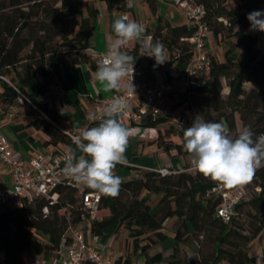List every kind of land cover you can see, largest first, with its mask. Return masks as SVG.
<instances>
[{"label":"trees","instance_id":"obj_1","mask_svg":"<svg viewBox=\"0 0 264 264\" xmlns=\"http://www.w3.org/2000/svg\"><path fill=\"white\" fill-rule=\"evenodd\" d=\"M109 7L127 9V0H105ZM151 11L158 12L157 0H146ZM206 10L205 23L211 28L217 41L228 32L235 42L225 53V61L211 55L212 68L206 77L192 76L184 96L185 102L206 121L226 123L231 134L238 131L236 115L244 126H251L258 135L264 133V115L259 114L264 101L259 92L244 89L248 75L264 73V55L257 47V38L248 32L247 15L255 11L264 0H241L240 6L230 7V0H195ZM100 10L88 0H2L0 1V102L14 104L23 101L25 112L38 117L34 126L48 137V145L72 144L69 134L63 130L60 116L43 98L48 93L53 74L74 70L83 63L97 64L88 55L96 32ZM225 19V21L221 20ZM196 26L184 23L172 25L162 16L152 35L153 41H162L170 53L169 67L178 63L182 69L194 58V49L187 40ZM241 49V50H239ZM135 53L139 52L136 44ZM153 66L155 61L149 58ZM229 93L223 97V80ZM200 99L199 110L193 98ZM168 121L163 118L146 119L142 127L156 128L157 143L166 151L175 149L178 154L189 156L182 147L183 135L174 129H161ZM174 139H178L175 141ZM264 170L259 171L256 196L243 201L237 208L238 217L230 224L216 216L220 199L208 196L214 182L196 172L183 171L162 177L156 171H148L128 181H122L118 197L104 200L99 211L107 210L99 218H91L83 209L77 190L71 186L57 189L56 203L42 198L25 201L20 208L0 210V247L8 254V264H39L37 257L50 253L61 256L64 246L70 244V228L84 220L91 222L90 234L103 236L115 223L128 232L133 253L146 256L145 264H154L148 250L165 239V223L177 218L175 244L167 264H249L256 263L257 256L242 250L264 233V217L256 218L251 226L239 224L242 208L250 205L257 213L264 211ZM146 191L147 194L143 195ZM152 194L161 195L159 209L152 211ZM110 199V198H109ZM46 209L48 211H46ZM256 217V215L254 216ZM210 237L213 249L206 248L204 239ZM198 245L196 259L181 255V246L189 238ZM37 249L34 250V245ZM117 264H132L130 255L117 259Z\"/></svg>","mask_w":264,"mask_h":264},{"label":"crops","instance_id":"obj_2","mask_svg":"<svg viewBox=\"0 0 264 264\" xmlns=\"http://www.w3.org/2000/svg\"><path fill=\"white\" fill-rule=\"evenodd\" d=\"M157 2L158 12L154 14L146 0H127V9L125 11L120 10L118 6L109 7L105 0H88L89 4H94L100 10L96 32L92 38L90 49L103 53L111 47L116 39L112 25L117 18L124 14H128L130 19L145 27L146 37H152L158 26L160 16L174 26L184 23L191 24L185 11L178 5L176 0H157ZM211 40L212 38H210L209 43ZM135 47L136 43L130 42L122 50L136 56V63L141 65L144 71L143 81L148 84L165 81L168 78L166 63L170 60V53L166 51L167 62L154 68L149 62V57L140 56L139 52L135 53ZM173 65H175L178 72L184 70L178 63ZM95 70L92 63L86 62L74 70H65L60 74L51 76V84L43 101L48 102L49 106L57 111L60 116L59 125L63 130L79 132L86 127L98 126L99 122L91 123L89 121V116L94 112L96 102L104 101L117 93L115 90H105L104 86L96 79ZM186 85V80L181 78L180 86L186 88ZM122 90L123 88L120 91ZM171 104L180 113L188 110V104L185 102L181 92L172 96ZM0 115L4 118L3 131L10 140L11 149L16 154L32 156L37 152H56L62 151L66 147H71L77 157L81 155L76 145L63 143L48 145L49 137L34 126L38 117L26 114L21 99H18L12 105L0 102ZM122 125L129 132V142L124 154L125 163L128 165L118 164L114 169V173L117 176H119L116 170L117 167L137 170L136 174L130 178L132 179L144 172L163 168L178 170L181 169L182 163L184 165L188 163V156L178 154L175 149L168 152L157 143L158 129L142 127L132 123ZM174 140L177 141L176 139ZM0 185H13L12 169L3 163H0ZM152 196L157 197L155 194H152ZM114 225L109 227L103 236H100L101 242L105 245L106 253L115 259L128 254L131 256L132 264H145V255L140 251L133 253L128 232L126 230L122 232L124 226L119 225V223L118 226L116 223ZM176 229L177 218L168 219L164 229L165 239L157 242L148 250V257L152 263L167 264L168 259L173 254ZM87 232H85L87 239L91 241L90 228ZM196 246L198 247L197 244ZM181 248H185V246L183 245ZM42 258L51 259L53 257L50 253H42L37 257V260ZM84 264L90 263L85 262Z\"/></svg>","mask_w":264,"mask_h":264},{"label":"built area","instance_id":"obj_3","mask_svg":"<svg viewBox=\"0 0 264 264\" xmlns=\"http://www.w3.org/2000/svg\"><path fill=\"white\" fill-rule=\"evenodd\" d=\"M176 1L185 11L191 25L196 26L195 33L187 39L194 49L192 61L181 72L177 71L175 65L169 66L167 68L168 78L163 82L155 84H148L143 81V68L135 62L132 81L135 93L129 90L128 87H124L122 91L115 93L110 98L96 102L94 112L89 116L91 123L99 122V117L104 107L113 98H122L130 107L116 117L121 124H140L146 119L155 120L163 118L182 135L183 127L187 128L191 126L195 118L194 112L189 106L186 112H178L171 104V98L175 93L186 92L189 79L192 76L206 77L210 74L212 59L208 44L210 38H213V32L204 21L206 10L203 6L199 5L195 0ZM221 20L226 22L225 19ZM109 49L103 53L89 49L87 53L93 60L99 63L106 58ZM181 78L186 80V88L180 86ZM122 83L129 86L131 76L129 75ZM3 127L4 118L0 115V163L12 169L13 178L12 186L0 185V210L20 208L24 205L25 201H32L34 198L44 197L50 200L51 203H56L59 199L57 189L61 186H71L77 190V196L83 209L90 214L92 219L96 217L104 200H109L110 196H105L95 190L89 189L86 185L76 182L68 175L65 160L70 152H73L71 147H66L62 151L37 152L32 156H22L14 153L11 149L10 140L3 131ZM81 131H66L72 140V145H76L74 138ZM122 164L128 165L125 162ZM155 171L162 177L175 175L183 171L196 172L190 157L188 163L181 169L163 168ZM138 177L140 178L141 175ZM257 190L260 191L261 189L258 188ZM208 196L220 199V204L216 209V216L227 224L232 223L238 217V206L243 201L249 199L248 190L245 186L226 189L216 183H213L208 190ZM46 211L48 210L46 209ZM70 237L71 242L63 247L60 257L51 259L42 258L38 260V263L84 264L85 262H89L90 264H117V259L106 253L105 245L101 242L100 237L92 236V240L89 241L87 234L75 227L70 228ZM256 260L261 264L264 261V256L258 254ZM0 264H8V254L1 247Z\"/></svg>","mask_w":264,"mask_h":264},{"label":"clouds","instance_id":"obj_4","mask_svg":"<svg viewBox=\"0 0 264 264\" xmlns=\"http://www.w3.org/2000/svg\"><path fill=\"white\" fill-rule=\"evenodd\" d=\"M250 31L264 32V11L247 15ZM116 39L106 58L97 64L96 79L106 91L119 92L133 85L136 56L123 51L130 42L139 45L140 56L153 58V67L167 62L162 41L145 36V27L128 15L117 18L113 25ZM131 76L129 86L122 84ZM130 107L122 98H113L99 117L98 126L85 128L74 138L76 148L65 160L68 175L87 188L105 196L118 197L122 179L114 169L125 162L129 132L116 118ZM183 150L189 155L195 170L205 179L226 189L243 187L253 180L257 170L264 168V133L256 134L251 126H244L231 134L223 122L206 121L197 114L191 126L183 127Z\"/></svg>","mask_w":264,"mask_h":264},{"label":"rangeland","instance_id":"obj_5","mask_svg":"<svg viewBox=\"0 0 264 264\" xmlns=\"http://www.w3.org/2000/svg\"><path fill=\"white\" fill-rule=\"evenodd\" d=\"M240 1L241 0H230V5L232 4L230 7H234L236 5L240 6L239 5L241 4ZM256 10L264 11V2L259 4ZM249 29H250V26L248 28V32L257 38V47L261 50L262 54L264 55V32L250 31ZM232 42H235V39L233 35L229 36L228 32H226L223 35V37H220V40L218 41L212 38L211 42L209 43L210 44L209 49H210L211 55L214 56L218 61H225L226 51H228L231 47H235L234 45L233 46L231 45ZM201 77L203 78L205 76H201ZM223 85H224L223 97L226 98L229 93V88L227 86V81L225 79L223 80ZM244 89L248 93L251 90H256L257 92H259V99H261V101H264V73L259 71V73L256 72L255 74L251 73L250 75H248L247 81L245 82V85H244ZM193 101H194L196 108L199 110V103H200L199 97L195 95L193 98ZM259 114L264 115V103H263V107L259 110ZM236 122H237L238 130L241 129L243 127V121H241L239 114L236 115ZM161 128L165 131H169L173 129L169 123L163 124ZM181 166L184 167V164L182 163ZM116 170H117V173L119 174V177L123 181H128L137 172V170H135L134 168L126 169L124 167H117ZM260 170H264V168L257 170L251 183L245 185V187L248 190L249 199H251L253 196H256L258 192L256 188H257V183L259 182L258 174ZM145 194H147L146 191L143 192V195ZM160 198H161V195H157V197L152 196L150 198V203H151L153 212L159 209ZM112 201H113V198L110 197L109 205L112 203ZM107 210H104V211L102 210L100 212H97L96 217L99 218L102 214H104V212H107ZM242 212H243V217H241L239 224L245 228L248 226H251L253 222H256L255 221L256 218L264 217V211L262 213H257L252 208V206L248 204L242 208ZM255 215L256 217H254ZM116 225L118 226V223H116ZM90 226H91V222L89 220H84L83 222L79 224L78 229H82L84 232H87ZM122 230H123L122 232H124L125 228L123 227ZM210 239L211 238L209 236L208 237L206 236L204 239V242H205L206 248L208 247L209 249L212 250L214 243L211 242ZM196 244H197V241L195 238L193 237L189 238L184 244L186 249L182 248L181 250L182 257L187 258V256H190L193 259H196L199 254L198 247L196 246ZM34 250L35 251L38 250L37 244L34 245ZM242 250L249 251L250 255L252 256H257L258 254H262L264 256V233H261L256 239H254V241L249 246H243ZM39 251H40L39 253L41 254L42 249L39 248ZM249 264H254V263H249ZM255 264H259V263L256 262ZM261 264H264V261Z\"/></svg>","mask_w":264,"mask_h":264}]
</instances>
